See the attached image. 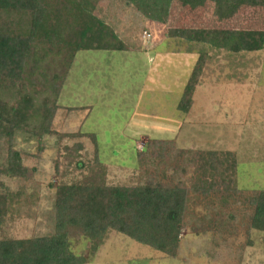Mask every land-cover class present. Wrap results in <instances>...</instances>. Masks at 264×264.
<instances>
[{
    "label": "rangeland",
    "instance_id": "1",
    "mask_svg": "<svg viewBox=\"0 0 264 264\" xmlns=\"http://www.w3.org/2000/svg\"><path fill=\"white\" fill-rule=\"evenodd\" d=\"M96 12L127 50H80L71 60L53 126L74 136L46 135L43 152L35 137L17 136L27 170L24 177L4 179L16 200L0 223V238L51 234L55 186L91 171L104 173L109 184L155 179L191 188L198 151L235 153L238 187L264 189V49L234 53L166 34L169 26L205 24L264 30V5L243 6L217 21L212 2L190 10L177 1L166 25L125 0H102ZM201 52L209 59L194 104L183 112L178 104ZM152 139L165 142L141 157ZM219 187L191 189L176 258L116 230L107 232L94 255L83 236L72 235V248L88 264H264V231L249 226L252 207L239 193L225 203Z\"/></svg>",
    "mask_w": 264,
    "mask_h": 264
},
{
    "label": "trees",
    "instance_id": "2",
    "mask_svg": "<svg viewBox=\"0 0 264 264\" xmlns=\"http://www.w3.org/2000/svg\"><path fill=\"white\" fill-rule=\"evenodd\" d=\"M101 1L0 0V223L16 200L10 196L13 192L4 179L24 177L27 170L17 147V136L35 137L40 152L45 150L46 135L74 136L60 133L53 124L63 106L60 96L76 53L127 50L114 26L97 14ZM125 1L146 18L165 25L177 1L190 10L212 2L217 21L231 19L243 6L264 5L262 0ZM166 34L234 53L264 49V30L260 29L205 24L169 26ZM208 59V54L201 52L194 64L178 104L183 112H189L194 104ZM88 136L96 140L94 133ZM161 142L165 141L152 139L139 155L153 153ZM193 160L197 164L191 188L155 179L141 185L109 184L104 173L93 171L71 182L61 181L55 186L53 232L30 238H0V264H88L86 256L73 250L72 235L88 239L94 255L109 230L176 258L191 189L208 193L220 185L227 196L225 203L228 197L239 193L243 202L252 207L249 226L264 231V189L243 191L238 187L236 154L198 151Z\"/></svg>",
    "mask_w": 264,
    "mask_h": 264
},
{
    "label": "built area",
    "instance_id": "3",
    "mask_svg": "<svg viewBox=\"0 0 264 264\" xmlns=\"http://www.w3.org/2000/svg\"><path fill=\"white\" fill-rule=\"evenodd\" d=\"M145 34H148L149 35V32L145 31Z\"/></svg>",
    "mask_w": 264,
    "mask_h": 264
}]
</instances>
